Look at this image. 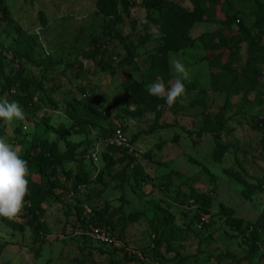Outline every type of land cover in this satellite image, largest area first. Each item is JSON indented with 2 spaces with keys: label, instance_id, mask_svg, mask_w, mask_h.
<instances>
[{
  "label": "rangeland",
  "instance_id": "rangeland-1",
  "mask_svg": "<svg viewBox=\"0 0 264 264\" xmlns=\"http://www.w3.org/2000/svg\"><path fill=\"white\" fill-rule=\"evenodd\" d=\"M107 1L0 0V57L15 59L5 73L22 67L21 76L42 87V98H33L39 109L23 121L0 119V137L21 156L43 139L58 158L72 157L63 170L29 174L24 208L12 219L21 230L0 220V264H264V232L245 229L264 208V0L213 2L212 19L187 31L182 19L163 26L140 0H128L136 3L129 17L114 24L101 12ZM164 1L193 9L190 0ZM222 7L231 17L225 23ZM172 40L184 47L166 50ZM124 48L135 64L117 67ZM101 59L114 75L99 69ZM172 59L186 66L190 82L184 102L169 106L147 86L157 79L171 86ZM3 82L1 75L0 89ZM18 92H0V101H15ZM138 92L150 95L152 108ZM70 101L94 106L98 124L88 131L74 124ZM116 130L133 154L115 143ZM74 158L91 180L77 187ZM30 192L44 212L32 223L23 218ZM195 195L209 198L206 211ZM202 215L208 220L198 227ZM94 225L112 228L116 245L92 239ZM124 243L146 257L124 256Z\"/></svg>",
  "mask_w": 264,
  "mask_h": 264
},
{
  "label": "trees",
  "instance_id": "trees-1",
  "mask_svg": "<svg viewBox=\"0 0 264 264\" xmlns=\"http://www.w3.org/2000/svg\"><path fill=\"white\" fill-rule=\"evenodd\" d=\"M141 5L148 11V10H157L159 13V22L167 27L168 29L172 28L173 23L176 20L182 19L185 21L184 23V30L187 31L194 23L198 22H205L208 19H212L213 11H214V4L213 2L219 0H190L193 4L192 10H187L185 8H180L171 2H166L164 0H140ZM134 1L128 0H108L107 2L103 3L101 6V12L105 17L111 19L114 24L122 23V16L129 17L130 9L135 6ZM222 12V18L219 19L221 23H225L226 20L230 19V12L227 8L222 7L220 10ZM3 13V12H2ZM185 39L184 42H186ZM171 46H166V50L168 51H176L184 47V43H179V41L172 40ZM125 56L117 63V67H125L135 64V59L130 55V51L127 48H124ZM15 62V59H6L0 57V76L4 78V82L1 84L0 92H8L11 91L14 87L17 88L18 94L21 92V96L15 100L19 102L25 114L39 109L38 103L33 101L35 95L38 98H42L41 92L42 87L39 81L36 80L35 76H21L22 74V67L16 73L9 74L5 73V69L9 68L10 63ZM96 65L99 67L101 71L109 72L110 74L114 75V69L105 62L103 59L96 62ZM226 73H232L233 71L229 66L226 68ZM257 74H260L257 72ZM138 95L144 100L146 103V107L152 108V99L150 95L143 92V94ZM157 102L164 103L165 99L158 98ZM67 114L69 115L70 119L74 122V124L81 126L85 131H88L90 127L96 126L100 120V114L96 110L94 106H90L87 103H77L75 101H70L67 106ZM156 125L153 126L149 130V132L154 131L156 129ZM2 131L0 130V136L2 135ZM42 146V151L40 153L36 152L37 146ZM37 153V154H35ZM23 159L28 161L29 167V174H36L42 177L43 168L47 169H54V170H63V166H65L68 161L72 160V157L65 156L58 158L57 152L54 148V145H48L46 140L43 139H35L31 141L28 148L25 151V156H21ZM90 159L91 155H90ZM128 160V163H133L132 156L126 153L125 158ZM74 166L77 170L74 173V187H77L82 184H87L91 180L89 179V173L87 172V168L84 166L82 160L78 158H74L73 160ZM69 164V163H68ZM74 168V169H75ZM65 169L66 172L71 173L73 168ZM73 175V174H72ZM100 172L96 174L97 180H99L98 176ZM71 176V174H70ZM44 191V190H42ZM35 193L30 192L29 197L31 198V203H28V207L25 208L23 213V218L26 219L28 223L38 222L40 218L43 217V208H42V201L41 198H37ZM30 199V198H29ZM194 202H198L201 207L204 208L206 211L207 208L210 207V200L207 197L195 195ZM1 223L6 227L20 231L21 224L15 223L12 220H8L6 218L0 217ZM200 216L197 218V222L199 221ZM230 222H237L236 220H231ZM93 225V223H91ZM206 223H203L202 226L204 227ZM250 233H259L264 232V208L258 218L253 222L249 223L245 227ZM112 230V228H111ZM114 231L112 230V234ZM155 239V235H153ZM126 245V243H124ZM141 251L144 255L145 252ZM124 252V251H123ZM125 253V252H124ZM127 254L125 253L124 256ZM146 257V256H145ZM136 258V257H132ZM131 258V259H132ZM137 259V258H136Z\"/></svg>",
  "mask_w": 264,
  "mask_h": 264
},
{
  "label": "clouds",
  "instance_id": "clouds-1",
  "mask_svg": "<svg viewBox=\"0 0 264 264\" xmlns=\"http://www.w3.org/2000/svg\"><path fill=\"white\" fill-rule=\"evenodd\" d=\"M170 68L177 78L170 87L157 79L147 86V92L155 97L165 99L171 106L178 101L183 103L186 97L184 81L190 82V73L179 59L170 61ZM0 119L11 122L14 119L23 121L25 113L17 101H0ZM20 148L0 137V217L12 220L23 210L25 197L28 195V161L23 159Z\"/></svg>",
  "mask_w": 264,
  "mask_h": 264
},
{
  "label": "built area",
  "instance_id": "built-area-1",
  "mask_svg": "<svg viewBox=\"0 0 264 264\" xmlns=\"http://www.w3.org/2000/svg\"><path fill=\"white\" fill-rule=\"evenodd\" d=\"M114 137V141L118 146H122L124 148L127 149L128 153L133 154V148L132 145L130 143L129 138H127L125 136L124 133H122L120 130H116L113 134ZM91 158L93 161H97L98 157H97V152H93L91 154ZM208 220V217L206 215H202L200 216V219L198 221V227H201L203 223H206ZM92 239H94L96 242L102 244V245H116L114 244L116 241L114 240L113 236H112V230L110 227H100V226H90L89 227V233H88ZM154 238V236L152 235V239ZM128 248V250H127ZM126 250V254L127 256H129V258L131 257H136L139 258L141 260L144 259L145 255L134 248H129L127 245L123 244V250ZM124 250V251H125Z\"/></svg>",
  "mask_w": 264,
  "mask_h": 264
}]
</instances>
